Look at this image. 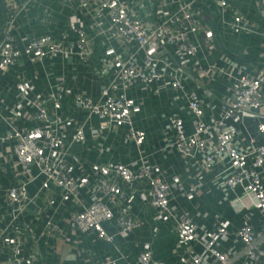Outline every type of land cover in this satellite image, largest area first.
Instances as JSON below:
<instances>
[{
	"label": "built area",
	"instance_id": "obj_1",
	"mask_svg": "<svg viewBox=\"0 0 264 264\" xmlns=\"http://www.w3.org/2000/svg\"><path fill=\"white\" fill-rule=\"evenodd\" d=\"M159 1L161 6L156 17L142 20L125 0H84L98 15L97 24L103 25L101 34L115 41L121 51L117 53L112 47H105L102 51V67H107L111 76L105 79L99 97L92 99L87 95L76 94L72 102L85 110L87 117L98 119V128H89L91 135L108 129H121L123 139L129 141L138 152L136 168H132L129 163L95 167L93 190L88 203L82 204L80 198L88 177L80 166L76 169L77 173H72L67 159L69 147L85 139V121H74L70 114L63 111L60 100L52 95L46 99L29 98L28 85L25 82L20 84L17 94L32 110L25 113L27 125L15 127L9 124L4 134V138L11 141L10 167L15 179L4 196L9 219H4V224L0 226V249L6 248L13 264H21V247L32 238L31 222L18 221L32 200L27 185L37 175L41 177L42 187L52 185L60 190L62 199L80 205V209L71 213L70 225L81 234H92L91 241L112 244L117 237L126 238L140 225L137 219L129 215L126 207L113 213L111 205L126 198L120 184L128 187L141 184L142 188L136 191L137 197L141 203H147L156 211L154 219L160 220L166 216L173 219L175 252L188 250L192 243L199 247L183 259L184 264H233V250L219 248L220 243L229 236L225 223H220L212 231L201 232L183 208H177L178 215L172 216L169 205L170 183L154 173L152 165L140 154L145 132L134 128L132 124L135 100L130 89L135 83L148 87L154 82H163L175 93V100L183 97L186 112L191 116V130L185 132L179 113H170L164 125L166 147L194 163L197 185L200 184L202 171L207 173L215 165L220 166L213 176V185L230 191L239 187L241 193L230 201L231 205L238 211L256 210L262 215L264 230V187L261 181L264 144L243 147L236 136L237 124L244 116L257 119L256 130L264 135V114L260 112L264 104L261 92L264 65L251 75L225 54L218 56L219 63H200L195 55L201 51L209 54L214 47L211 44L213 32L202 21L198 0ZM254 2L257 7L264 9V0ZM215 4L221 13L228 8L225 0H216ZM3 6L5 17L0 21V71L22 57L41 62L58 54L63 57L72 55L82 63H87L91 54L89 38L83 22L75 15L69 18L66 27L74 37L72 45L65 48L60 40L47 33L18 37L14 20L24 3L3 0ZM221 25L245 32L251 29V24L240 15L222 20ZM257 34L259 57L264 60V28ZM138 52L141 54L139 59L136 57ZM218 78L227 82L225 89L228 94L219 98L217 115L205 118L204 106L207 104L195 90L184 91L182 82L187 79L211 82ZM196 85L207 98L212 97L208 87L200 83ZM0 120L6 122L1 112ZM68 125L71 126L67 133L68 143L63 145ZM73 159L76 160L75 157ZM248 160H251L250 164ZM109 221L113 222V233L104 227ZM48 226L42 230L45 234L52 236L60 233L57 220L51 221ZM155 230L153 227L152 231ZM235 235L242 244L244 254V260L239 264H251L257 258L256 233L249 224L244 223ZM119 257L105 256L88 260L85 264H117ZM25 258L29 262L35 261L33 247ZM136 262L164 264L154 259L147 247L139 251Z\"/></svg>",
	"mask_w": 264,
	"mask_h": 264
},
{
	"label": "crops",
	"instance_id": "obj_2",
	"mask_svg": "<svg viewBox=\"0 0 264 264\" xmlns=\"http://www.w3.org/2000/svg\"><path fill=\"white\" fill-rule=\"evenodd\" d=\"M24 3V7L14 20L17 36H32L47 33L60 40L67 48L72 45L73 35L66 29L69 18L75 15L84 25V31L89 38L91 49L87 63H82L74 56L63 57L56 55L50 59L29 61L22 57L12 65L0 71V112L6 122L0 120V226L4 219L8 221V210L4 204L5 191L14 183V176L10 167L12 156L10 153L11 141L4 138L9 124L22 127L28 124L26 111L32 110L18 96L20 84L28 85L27 96L32 99L47 98L51 95L61 102L64 112L71 115L77 122H84L85 139L82 143H74L69 147L67 159L72 173L77 168H83L88 177L86 187L80 193L82 204L90 200L92 194L93 171L101 164L129 163L132 168L137 167L138 152L129 141H125L121 129H108L91 135L89 128H98L96 117H87L85 110L73 104V96L83 94L96 99L100 95L105 79L111 76L107 67H102V51L105 47H112L119 53V46L101 34L103 25L97 24L98 15L92 11L84 0H16ZM216 0H198L202 13L203 23L213 32L211 44L214 47L211 53L201 51L195 55L200 63H219L218 56L225 54L232 58L245 72L253 74L264 65L259 57V37L257 32L264 28V9L257 7L254 0H225L228 4L222 13L219 11ZM131 4L140 19L155 18L161 3L159 0H125ZM233 15H240L249 22L251 29H230L221 25L222 20H230ZM5 17L3 0H0V21ZM0 26L2 23L0 22ZM16 43L18 45L19 41ZM133 51V49H131ZM140 52L136 57L140 58ZM163 82H154L148 87L135 83L130 94L134 97L135 108L132 113L134 128L142 129L145 137L140 154L148 161L153 172L170 183L169 205L172 216H176L177 208H183L188 217L195 223L201 232H209L220 223H225L229 236L220 243V249L231 248L235 253L233 264L244 260L242 244L238 241L235 232L242 224H249L256 233L257 258L251 264H264V230L262 215L254 209L233 208L230 201L241 193L239 187L233 191L216 188L212 181L220 166L215 165L209 172L202 171L200 184L197 185L194 177V163L166 147L164 125L166 117L177 112L184 122V130H191V116L186 112L183 97L173 98L174 92ZM197 83L208 87L212 93L207 98ZM227 82L218 78L211 82L205 79L195 81L187 79L182 82L184 91L195 90L198 96L207 104L204 106V117L217 115L219 98L227 95ZM264 103V84L261 87ZM210 101V102H209ZM182 107L181 109H179ZM260 112L264 114V104ZM257 119L244 116L237 124V139L243 147L250 144H264V135L256 130ZM71 126L66 127L63 145L68 143L67 133ZM75 157L76 160L73 159ZM135 162V163H133ZM251 163V160H248ZM261 181L264 187V169L261 171ZM39 175L32 179L27 187L32 197L22 213L18 223L31 222L32 238L21 247L23 256L21 264H85L88 260L102 257H118L117 264H138L136 257L144 247L150 249L154 259L164 264H184L183 259L191 252L198 250V246L190 244L186 251L175 252L174 221L166 216L155 220L156 211L147 203H141L137 197V190L141 184L130 187L123 186L126 198L111 205L113 213L127 208L129 215L140 222V225L124 239L116 238L114 243L91 241L92 234L79 233L70 225V215L80 205H74L69 199H62L60 190L48 185L42 187ZM178 215V214H177ZM57 220L60 233L47 235L42 230L49 227L51 221ZM109 233L115 231L113 222L104 225ZM155 227L156 230L152 231ZM0 234L2 230L0 229ZM66 237V240L64 239ZM115 246H117L115 250ZM32 247L36 259L29 262L25 256ZM181 256V258H180ZM0 264H13L11 254L6 248L0 249Z\"/></svg>",
	"mask_w": 264,
	"mask_h": 264
}]
</instances>
